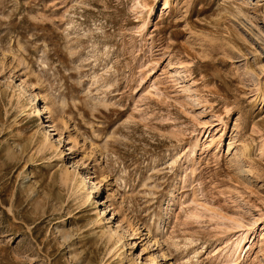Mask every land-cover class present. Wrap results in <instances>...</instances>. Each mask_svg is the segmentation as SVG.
I'll use <instances>...</instances> for the list:
<instances>
[{"label": "rangeland", "instance_id": "rangeland-1", "mask_svg": "<svg viewBox=\"0 0 264 264\" xmlns=\"http://www.w3.org/2000/svg\"><path fill=\"white\" fill-rule=\"evenodd\" d=\"M0 264H264V0H0Z\"/></svg>", "mask_w": 264, "mask_h": 264}, {"label": "bare ground", "instance_id": "bare-ground-1", "mask_svg": "<svg viewBox=\"0 0 264 264\" xmlns=\"http://www.w3.org/2000/svg\"><path fill=\"white\" fill-rule=\"evenodd\" d=\"M20 87L23 88V83H21V86ZM21 96H24L27 100L29 99V103H30L31 107L34 109V112L33 113H36V114H32V116L33 115H36L37 116V115H40L41 114V112L38 110L39 108L38 109L36 108V106H37L36 100H37V97H39V96L35 92H28L26 90H22ZM40 118H41V116H40ZM40 127H41V130L43 131V134H42L43 135V138H42V140H40L39 151L46 153L47 151L53 150V151L58 152L57 153V156H61L63 152H62V149L60 148L59 144L62 143V140L61 139H56L55 141H53V139L55 138L53 135L56 134V130H57L56 125L54 123L53 124L51 123L50 125H47V123H44V121H41L40 122ZM51 136H53V137H51ZM70 148L72 149V147H70ZM175 157L176 158H179L180 155L178 154ZM78 161L79 160H77L74 163H72V166H75L72 170H71L70 167H67L62 172V176H61L62 182H64L66 185H69V186L70 185L71 186L77 185V183H76L77 176H76V170H75V168L77 166L76 164L79 163ZM92 184H93L94 190H96L98 188V183L95 182V180H93L92 181ZM73 188H76V187H73ZM91 194H92V192H90L88 194V198H89V196ZM118 228L119 227H117V229ZM137 231H139V230H137ZM109 236H110L111 239H114V241H115L114 242V246L111 247V252H115L118 248H122V247H124V246L127 245V240H126L125 236L122 235L118 230H110ZM64 237L67 239V238L70 237V234L65 233ZM116 237L118 238L117 240H115ZM242 244H243V240L242 239L237 240V242L234 245L235 246L234 247V250L235 249H237V250L238 249H241L243 247Z\"/></svg>", "mask_w": 264, "mask_h": 264}]
</instances>
